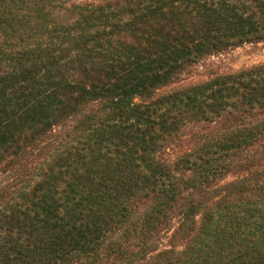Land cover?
<instances>
[{"label":"trees","instance_id":"obj_1","mask_svg":"<svg viewBox=\"0 0 264 264\" xmlns=\"http://www.w3.org/2000/svg\"><path fill=\"white\" fill-rule=\"evenodd\" d=\"M262 39L264 0H0V264H264V62L163 89ZM174 211L184 246L154 252L139 234Z\"/></svg>","mask_w":264,"mask_h":264},{"label":"rangeland","instance_id":"obj_2","mask_svg":"<svg viewBox=\"0 0 264 264\" xmlns=\"http://www.w3.org/2000/svg\"><path fill=\"white\" fill-rule=\"evenodd\" d=\"M184 27L185 26L181 27L182 31ZM262 62H264V39L254 40L253 42H245L237 46L229 47L221 52L209 55L200 62L190 65L182 73L175 76V78L172 79V81L165 87H163V89L171 90L179 86L207 80L216 74L241 70ZM252 112L258 115L263 113L264 109L257 107L253 109ZM224 124H228L227 119H221L217 122L200 121L190 123L186 128H184L182 132L179 133V135L171 138V140L166 143L162 149L161 156L171 162L176 160L184 152L195 147L201 134L216 132ZM255 151L258 153L255 156L253 155L256 152L252 151L250 153L254 159L260 160L261 158H264V153H262L263 150L261 151L260 147ZM251 159L252 157L250 160ZM250 163H252V161ZM242 168L232 166L231 169L223 171L220 175H218L215 178L214 183L223 185L229 181H232L233 179L237 178ZM3 170L4 164L0 166V182H4L8 179V176H10V173H5ZM188 195L189 193L184 194L183 202L191 199V196L189 195L190 197H188ZM197 196L198 194H194L192 198ZM135 205L141 210H147L151 208V205H155V203L152 202L149 197H147L136 200ZM153 221L156 222V225H152L149 229V225L146 227L144 226V229L146 228L145 230H148V232L145 233V230H143L142 233L139 234V237L142 240H149L152 238L151 241H153V248H156L154 252H158V248H169L170 244L177 245L178 250L183 248L184 244L182 243L181 232H177V228L180 224L178 212L176 213V211H174L172 215L167 214L166 216L162 217L159 225L158 220L154 218ZM158 236H162L159 241ZM136 244H138V241L135 239L132 243L128 244L126 247L128 256L131 255L133 250L136 251ZM120 258L121 255L115 254L108 258H103L98 264H118L121 263L119 262ZM133 260V262H140L138 257L134 258Z\"/></svg>","mask_w":264,"mask_h":264}]
</instances>
